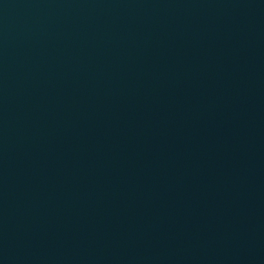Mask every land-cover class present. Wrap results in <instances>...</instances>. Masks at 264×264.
<instances>
[{"label": "water", "instance_id": "water-1", "mask_svg": "<svg viewBox=\"0 0 264 264\" xmlns=\"http://www.w3.org/2000/svg\"><path fill=\"white\" fill-rule=\"evenodd\" d=\"M0 264H264V0H0Z\"/></svg>", "mask_w": 264, "mask_h": 264}]
</instances>
